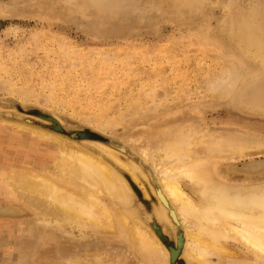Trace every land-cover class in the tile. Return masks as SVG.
<instances>
[{"label":"bare ground","instance_id":"1","mask_svg":"<svg viewBox=\"0 0 264 264\" xmlns=\"http://www.w3.org/2000/svg\"><path fill=\"white\" fill-rule=\"evenodd\" d=\"M120 1L84 4L110 14L122 12ZM72 3L74 12L78 7ZM201 6L199 0H133L128 11L135 16L128 23H154L164 16L178 20L183 11ZM8 9L18 10L0 5V15H8ZM231 18L220 39L230 42L237 56L214 59L197 107L187 94L151 108L135 98L113 119L90 118L111 130L122 124L136 135L134 143L153 165V183L134 155L127 159L86 133L76 144L59 133L58 124L51 130L31 126L17 120L20 108L13 106L16 117L1 119L0 220L2 231H10L9 221L16 220L21 236L9 235L7 245L0 242L1 253L12 259L17 240L24 257L42 264H57L69 251L72 264H136L137 256L156 264H264V159L254 160L264 155V123L232 116L226 124H208L203 110L239 99L241 110L264 116L263 27L249 29ZM232 65L239 67L232 72ZM217 67H224V74ZM225 73L234 77L228 87L220 85ZM178 102L189 107L178 111ZM33 135L46 140L35 155L24 146L36 140ZM139 179L148 181L149 213L136 198L139 188L132 181ZM229 241L238 245L233 248ZM243 249L250 257L240 255Z\"/></svg>","mask_w":264,"mask_h":264},{"label":"rangeland","instance_id":"2","mask_svg":"<svg viewBox=\"0 0 264 264\" xmlns=\"http://www.w3.org/2000/svg\"><path fill=\"white\" fill-rule=\"evenodd\" d=\"M21 1L26 5L21 7ZM74 1L78 8L73 12L72 0H0L1 6L18 9L15 14L8 9V15H0V128L2 118L16 117L17 113L10 110L18 104L21 114H17V120L21 117L31 126L50 130L58 124L59 133L72 137L76 144L86 133L89 135L86 138L113 147L127 159L134 155L153 183V165L134 143L132 136L136 135L122 124L111 130L90 118L98 117V122L113 119L135 98L151 108L187 94L197 107L198 98L206 94L203 80L213 72L214 59L226 62L237 56L234 46L220 39L224 25L232 17L240 26L264 30V0H199L203 6L188 8L178 20L164 16L143 25L128 23L135 16L128 11L133 0H121L122 12L110 14L90 5L86 8L84 0ZM29 2H39L42 7L30 6ZM235 66L228 70L234 72L239 67ZM223 68L217 67V73L224 74ZM223 78L220 85L228 87L234 77L225 73ZM23 91L25 98L21 95ZM166 92L171 94L166 97ZM185 103L178 102L175 109L188 108ZM241 105L239 99L220 100L203 109L205 119L208 124L220 125L228 123L232 116H241L264 123L263 115L247 113L240 109ZM142 129L147 132L149 124ZM32 138L36 140L24 146L27 153L35 155L46 140L40 141L37 135ZM262 159L264 155L254 160ZM132 182L139 188L138 202L149 213L153 199L149 196L148 181ZM9 225L10 231H2L0 220V242L5 245L9 235L17 236V240L21 236V226H17L16 220H10ZM17 240L12 259L0 252V264H42L24 257ZM229 243L233 248L238 245L234 241ZM112 244L117 248L120 242L114 239ZM243 251L242 254L239 251L241 256L250 257V253ZM71 256L70 251L61 253L56 263L72 264ZM137 257L136 264H156ZM212 261L215 263L217 256H212Z\"/></svg>","mask_w":264,"mask_h":264},{"label":"crops","instance_id":"3","mask_svg":"<svg viewBox=\"0 0 264 264\" xmlns=\"http://www.w3.org/2000/svg\"><path fill=\"white\" fill-rule=\"evenodd\" d=\"M32 141H35V140H32ZM36 143H37V142H36ZM36 143H35V144H36ZM35 144H34V145H35ZM37 144H38V143H37Z\"/></svg>","mask_w":264,"mask_h":264}]
</instances>
